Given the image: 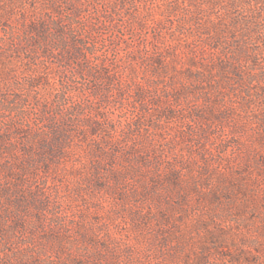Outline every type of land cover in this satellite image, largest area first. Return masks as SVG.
<instances>
[{
    "label": "rangeland",
    "instance_id": "rangeland-1",
    "mask_svg": "<svg viewBox=\"0 0 264 264\" xmlns=\"http://www.w3.org/2000/svg\"><path fill=\"white\" fill-rule=\"evenodd\" d=\"M0 264H264V0H0Z\"/></svg>",
    "mask_w": 264,
    "mask_h": 264
}]
</instances>
